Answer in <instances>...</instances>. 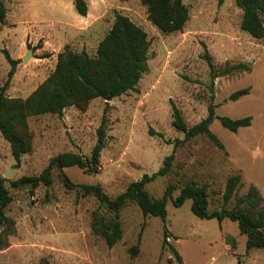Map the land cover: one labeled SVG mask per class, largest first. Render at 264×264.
Segmentation results:
<instances>
[{
    "label": "rangeland",
    "instance_id": "1",
    "mask_svg": "<svg viewBox=\"0 0 264 264\" xmlns=\"http://www.w3.org/2000/svg\"><path fill=\"white\" fill-rule=\"evenodd\" d=\"M1 1L6 14L0 24V86L10 70L6 52L18 61L5 91L12 98H26L33 92L53 71L58 53L85 51L95 56L116 13L146 33L149 50L148 70L136 91L108 102L95 98L85 112L69 107L62 116L29 117L32 150L19 164L0 135V179L12 171L5 182L12 201L4 214L14 222L13 234L0 247V264H37L41 260L49 264H264V251H247L246 236L239 234L235 222L199 219L190 210L191 200L178 208L168 200L164 221L143 216L135 203H127L119 212L121 239L109 248L92 232L91 221L94 211L110 215L92 195L65 189L57 169L51 172V185L40 184L33 194L28 187L16 189L9 183L38 176L57 154L89 156L107 106L99 172L88 175L77 167L65 168L63 172L73 184L99 185L114 198L144 174L155 173L173 153L168 174L145 187L152 198H161L168 185L175 189L172 199L186 184L206 185L207 210L218 211L227 178L238 174L241 182L227 207L234 205L235 197L244 196L249 186L264 200V37L255 39L240 29L242 11L234 1L182 0L188 20L181 31L170 34L148 21L146 7L139 0H85V17L75 12L72 0ZM45 41L47 50H40ZM203 45L211 57L213 77L202 58ZM28 51L33 56L23 63ZM238 63L247 68L223 73ZM246 88L247 95L230 100L231 94ZM171 104L188 127L207 116L210 104L215 118L250 117V126L233 133L213 119L209 131L223 150L204 135L178 144L184 135L171 125ZM149 129L163 137L150 136ZM164 229L180 262L167 246L162 247ZM135 245L138 252L132 257L130 248Z\"/></svg>",
    "mask_w": 264,
    "mask_h": 264
},
{
    "label": "trees",
    "instance_id": "2",
    "mask_svg": "<svg viewBox=\"0 0 264 264\" xmlns=\"http://www.w3.org/2000/svg\"><path fill=\"white\" fill-rule=\"evenodd\" d=\"M146 7L147 19L160 32L165 34L181 31L188 20V12L182 0H139ZM241 9L242 16L240 29L255 39L264 37V0H233ZM75 12L85 17L87 4L85 0H72ZM6 10L0 0V24L5 21ZM202 58L207 63L211 77H213V64L211 57L203 45ZM34 50V49H33ZM149 41L146 33L129 20L126 16L116 13L109 31L98 43L95 56L90 57L85 51L74 53L63 51L57 54L53 71L40 83L26 98H11L5 94L10 79L15 73L18 61L12 60L5 52V59L10 65L6 82L0 86V135L8 143L10 154L16 164H19L23 155L32 150V135L27 125V119L33 116L55 114L62 116L65 109L75 107L85 112L89 102L95 98L120 97L130 91H136L137 84L143 74L147 73ZM246 65L238 63L226 67L224 74L238 69H246ZM222 73V74H223ZM248 89L234 92L230 100H236L248 94ZM214 106H208L207 116L197 124L188 127L179 110L171 104V125L183 133L184 139L176 141L181 144L190 139L204 135L217 148L223 150L222 143L209 131L213 119H217L226 130L236 133L238 129L250 126V117L231 119L228 117H214ZM108 107L103 110L100 124L96 130V143L89 156L79 153L64 152L52 157L47 166L38 176L21 177L9 181L12 188H29L33 194L42 184L50 186L51 172L55 168L59 171V178L67 190L79 189L83 196L92 195L100 207L110 216L92 213L91 230L99 235L107 245L113 247L122 236L119 223V212L127 203H135L143 216L166 218V204L178 208L185 200H191L190 210L199 219H215L218 222L227 219L235 222L240 235L246 236V250L261 249L264 251V200L254 186H249L244 196L235 197L234 205H227L240 185L241 177L238 174L227 178L222 195V207L218 211L207 210V187L195 184L184 185L176 198L172 199L174 186L168 185L161 198H152L145 187L147 184L168 174L174 154L171 153L163 160L162 167L151 175L144 174L138 181L131 182L123 192L110 198L101 186L73 184L63 172L65 168L77 167L85 174L92 175L99 172V159L106 142ZM150 136L163 137L149 129ZM6 179H0V247L5 246L3 239L13 234L14 222L6 217L4 210L12 201L8 189L5 187ZM167 232L164 229L162 247L167 246L176 260L180 262L177 251L168 245ZM138 252V246L130 248L133 257ZM37 264H49L41 260Z\"/></svg>",
    "mask_w": 264,
    "mask_h": 264
},
{
    "label": "water",
    "instance_id": "3",
    "mask_svg": "<svg viewBox=\"0 0 264 264\" xmlns=\"http://www.w3.org/2000/svg\"><path fill=\"white\" fill-rule=\"evenodd\" d=\"M32 51H28L27 52V54L22 58V62L24 63V62H26L28 59H30V58H32ZM112 96H110V95H108V96H106L105 98H104V100L106 101V102H108V101H110V100H112ZM11 175H12V171L11 170H8L5 174H4V178L5 179H9L10 177H11Z\"/></svg>",
    "mask_w": 264,
    "mask_h": 264
},
{
    "label": "crops",
    "instance_id": "4",
    "mask_svg": "<svg viewBox=\"0 0 264 264\" xmlns=\"http://www.w3.org/2000/svg\"><path fill=\"white\" fill-rule=\"evenodd\" d=\"M46 47H47V42L45 41V42H44V46H43V48H42V49H40V50H47V48H46ZM41 60H45V59H41ZM11 98H12V97H11Z\"/></svg>",
    "mask_w": 264,
    "mask_h": 264
}]
</instances>
